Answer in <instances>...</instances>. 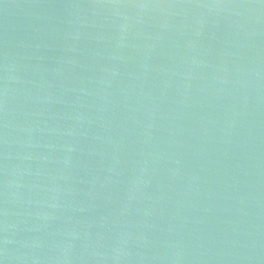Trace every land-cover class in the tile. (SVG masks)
<instances>
[{"label": "water", "instance_id": "95a60500", "mask_svg": "<svg viewBox=\"0 0 264 264\" xmlns=\"http://www.w3.org/2000/svg\"><path fill=\"white\" fill-rule=\"evenodd\" d=\"M0 264H264V2L0 0Z\"/></svg>", "mask_w": 264, "mask_h": 264}, {"label": "snow or ice", "instance_id": "6c2138e0", "mask_svg": "<svg viewBox=\"0 0 264 264\" xmlns=\"http://www.w3.org/2000/svg\"><path fill=\"white\" fill-rule=\"evenodd\" d=\"M261 2H264V0H261Z\"/></svg>", "mask_w": 264, "mask_h": 264}]
</instances>
